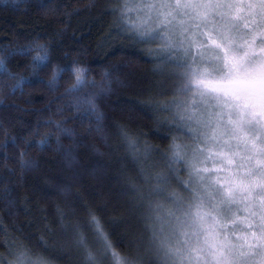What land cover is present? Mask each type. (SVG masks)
Instances as JSON below:
<instances>
[{
  "label": "snow or ice",
  "instance_id": "1",
  "mask_svg": "<svg viewBox=\"0 0 264 264\" xmlns=\"http://www.w3.org/2000/svg\"><path fill=\"white\" fill-rule=\"evenodd\" d=\"M110 12L117 33L148 59L156 78L147 99L129 111L154 119L158 129L166 128L167 149L141 142L144 133L134 135L120 122H108L97 101L113 93V83L128 86L119 77L114 81L104 71L98 83L87 78L88 68L73 61L75 82L67 92L98 89L87 97L81 123L89 122L87 135L95 134L105 146L106 130L115 127L131 157L135 175L122 169L113 178L116 187L109 186L116 196L128 197L129 217L114 215L108 224L124 227L125 235L136 230L134 250H117L97 215L99 209L84 203L77 192L72 203L56 205L54 219L44 218L38 238L32 233L25 237L36 239V246L11 238L3 227L0 243L8 252L0 254V264H53L41 246L45 252H63L68 264H264V0H118ZM6 51L7 56L0 55V76L16 81L12 93L23 91L25 78L17 79L9 70L11 58L35 51L34 73L52 61L51 41ZM64 72L53 65L47 87L55 90ZM162 97L171 98L165 102ZM56 127L74 141L65 149L58 135L54 149L63 151L72 167L85 137L77 140L73 129ZM36 146L44 150L51 144L45 138ZM92 150L104 155L95 145ZM19 155L23 168L38 167L25 153ZM55 192L72 194V185H57ZM25 201L27 206V197ZM7 203L15 205L14 200ZM37 207L44 211L39 201ZM80 208L86 213L83 221ZM241 209L246 230L237 237L229 222L236 224Z\"/></svg>",
  "mask_w": 264,
  "mask_h": 264
},
{
  "label": "trees",
  "instance_id": "2",
  "mask_svg": "<svg viewBox=\"0 0 264 264\" xmlns=\"http://www.w3.org/2000/svg\"><path fill=\"white\" fill-rule=\"evenodd\" d=\"M118 0H18L7 4L0 0V55L7 51L30 45L33 41L49 43L51 41L52 61L46 69L32 71L33 51L28 56L13 57L8 62L11 72L25 78L23 91L11 92L15 80L0 76V241L4 235L2 228L8 229L13 239L36 246V239L25 240L32 233L38 238L45 222L54 219L56 205L72 203L73 194L79 192L83 202L98 208L97 215L107 226L110 239L121 252H132L133 241L139 235H125L124 227L108 224L114 216L129 217L128 197H118L109 190L116 187L114 177L122 169L135 175L126 147L120 140L115 127L106 131L109 135L108 146L95 134L87 135L89 122L81 123L80 117L87 109V97L98 89L89 86L77 94H69L67 89L75 82L71 73L73 61L89 69L88 79L98 83L103 72L112 74L125 81L127 87L113 83V93L97 102L108 117L110 124L120 122L131 133L145 135L141 142L166 150L170 140L164 139L167 129L148 119L143 113L130 112L138 107V101L146 100L149 89L156 79L152 75L153 65L142 57L138 48L125 36L116 31L111 6ZM50 5L52 7H45ZM56 10L53 11L52 9ZM60 32L61 35H57ZM140 47H144L141 45ZM153 47V46H151ZM154 48V47H153ZM65 68L55 90L47 87L51 79L52 67ZM171 97H162L165 102ZM147 111V110H146ZM166 117L168 113H161ZM73 129L77 140L85 137V142L74 153L77 163L68 167L63 151H55L56 139L65 149L73 146V139L56 127ZM31 133V134H30ZM15 138V143L13 139ZM47 138L51 147L38 148L37 142ZM92 145L100 149L103 156L92 150ZM25 159L35 161L38 167L25 169L21 166L20 153ZM102 165L103 167H98ZM95 170L94 177L91 172ZM107 172V176H101ZM103 181V183H102ZM72 185V194L60 195L55 192L57 185ZM103 193V196L98 195ZM46 195L47 198H44ZM28 198L27 206L25 198ZM8 200H14L13 207ZM43 208L41 212L37 207ZM78 217L83 221L86 213L78 209ZM90 244L93 238L85 229ZM47 239V237H45ZM40 252L52 260L53 264H68L65 254L59 251ZM8 249L0 243V254L7 255Z\"/></svg>",
  "mask_w": 264,
  "mask_h": 264
},
{
  "label": "rangeland",
  "instance_id": "3",
  "mask_svg": "<svg viewBox=\"0 0 264 264\" xmlns=\"http://www.w3.org/2000/svg\"><path fill=\"white\" fill-rule=\"evenodd\" d=\"M154 48L156 47V45H152ZM183 175V172L181 173ZM246 219V214L243 212V210L241 209L238 213H237V221L235 225H232L231 222H229V226L230 227H234L235 230V236L240 237L243 236L245 234V230H246V225L243 223V221Z\"/></svg>",
  "mask_w": 264,
  "mask_h": 264
}]
</instances>
